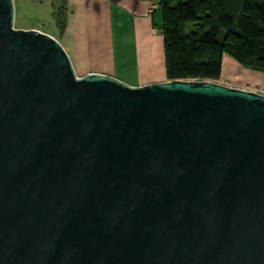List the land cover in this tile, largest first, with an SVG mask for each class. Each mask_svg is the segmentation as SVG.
I'll return each instance as SVG.
<instances>
[{"label": "water", "instance_id": "obj_1", "mask_svg": "<svg viewBox=\"0 0 264 264\" xmlns=\"http://www.w3.org/2000/svg\"><path fill=\"white\" fill-rule=\"evenodd\" d=\"M0 0V264H264V94L78 76Z\"/></svg>", "mask_w": 264, "mask_h": 264}, {"label": "trees", "instance_id": "obj_2", "mask_svg": "<svg viewBox=\"0 0 264 264\" xmlns=\"http://www.w3.org/2000/svg\"><path fill=\"white\" fill-rule=\"evenodd\" d=\"M145 1L161 14L168 82L221 83L226 56L264 74V0ZM59 28L65 32L66 17Z\"/></svg>", "mask_w": 264, "mask_h": 264}, {"label": "crops", "instance_id": "obj_3", "mask_svg": "<svg viewBox=\"0 0 264 264\" xmlns=\"http://www.w3.org/2000/svg\"><path fill=\"white\" fill-rule=\"evenodd\" d=\"M65 1L66 28L58 41L78 76L99 73L117 78V62L129 61L142 76L138 86L168 82L156 5L145 0ZM128 33L133 43L129 55L122 40Z\"/></svg>", "mask_w": 264, "mask_h": 264}, {"label": "rangeland", "instance_id": "obj_4", "mask_svg": "<svg viewBox=\"0 0 264 264\" xmlns=\"http://www.w3.org/2000/svg\"><path fill=\"white\" fill-rule=\"evenodd\" d=\"M64 0H14L16 30L40 31L43 34L60 38L59 23L65 19ZM157 28L162 24L160 11L155 15ZM126 39V51L128 55L133 49L131 34L128 33L122 38ZM125 43L124 41H122ZM77 73V72H76ZM81 77V76H80ZM117 78L123 82L138 86L142 76L139 68L129 61L117 62ZM221 84H228L238 88L264 94V74L244 69L235 60L225 57L223 61V71Z\"/></svg>", "mask_w": 264, "mask_h": 264}]
</instances>
